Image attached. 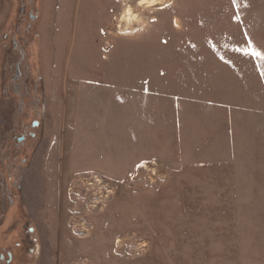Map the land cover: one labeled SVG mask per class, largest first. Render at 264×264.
Returning <instances> with one entry per match:
<instances>
[{"label": "rangeland", "instance_id": "rangeland-1", "mask_svg": "<svg viewBox=\"0 0 264 264\" xmlns=\"http://www.w3.org/2000/svg\"><path fill=\"white\" fill-rule=\"evenodd\" d=\"M140 1L0 0V163L37 179L26 262L264 264V0Z\"/></svg>", "mask_w": 264, "mask_h": 264}, {"label": "flooded vegetation", "instance_id": "flooded-vegetation-1", "mask_svg": "<svg viewBox=\"0 0 264 264\" xmlns=\"http://www.w3.org/2000/svg\"><path fill=\"white\" fill-rule=\"evenodd\" d=\"M34 18V16H30L31 20ZM15 74L16 77H19L18 63L15 66ZM33 124L32 126H34ZM28 135L30 140L35 137L32 132ZM24 141L25 137L19 140V142ZM33 172L32 161L28 158L16 161L3 160L0 163V213L6 212L3 215L4 218L12 217L8 228L15 232L12 245L8 250H5L7 247L0 245V264H29L26 259L38 255L37 227L27 202L30 197L29 192L33 189L31 184L34 183L33 181H37L36 178L33 179Z\"/></svg>", "mask_w": 264, "mask_h": 264}, {"label": "bare ground", "instance_id": "bare-ground-1", "mask_svg": "<svg viewBox=\"0 0 264 264\" xmlns=\"http://www.w3.org/2000/svg\"><path fill=\"white\" fill-rule=\"evenodd\" d=\"M154 5L153 0H141L138 6H146V7H152ZM131 13L126 12L124 17L125 18H130Z\"/></svg>", "mask_w": 264, "mask_h": 264}, {"label": "snow or ice", "instance_id": "snow-or-ice-1", "mask_svg": "<svg viewBox=\"0 0 264 264\" xmlns=\"http://www.w3.org/2000/svg\"><path fill=\"white\" fill-rule=\"evenodd\" d=\"M253 54H255V55H260V53H258V52H255V53H253Z\"/></svg>", "mask_w": 264, "mask_h": 264}, {"label": "water", "instance_id": "water-1", "mask_svg": "<svg viewBox=\"0 0 264 264\" xmlns=\"http://www.w3.org/2000/svg\"><path fill=\"white\" fill-rule=\"evenodd\" d=\"M34 126L37 125L36 122L33 124Z\"/></svg>", "mask_w": 264, "mask_h": 264}]
</instances>
